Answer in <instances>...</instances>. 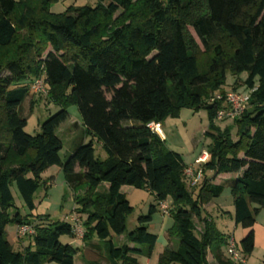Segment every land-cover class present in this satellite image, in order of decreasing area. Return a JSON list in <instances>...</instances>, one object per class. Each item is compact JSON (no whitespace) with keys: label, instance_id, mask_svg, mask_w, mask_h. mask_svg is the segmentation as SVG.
I'll use <instances>...</instances> for the list:
<instances>
[{"label":"trees","instance_id":"obj_1","mask_svg":"<svg viewBox=\"0 0 264 264\" xmlns=\"http://www.w3.org/2000/svg\"><path fill=\"white\" fill-rule=\"evenodd\" d=\"M40 1L35 13L28 0H0V264H75L78 253L91 258V264H142L140 258L151 256L157 239L147 227L157 206L150 205L124 235L125 243L116 246L112 238L126 232L132 211L123 185L147 188L157 201L171 197L174 224L167 232L178 238V247H166L157 264H208V247L218 264H233L221 252L225 236L212 220L201 218L202 205L228 184L234 221L246 230L239 242L245 259L255 244V215L264 208V0H107L104 5L97 0L62 12L50 8L57 0ZM188 26L205 49L203 65ZM220 33L234 43L227 61L221 44L213 42ZM229 71L245 72V90L256 88L233 119L235 139L213 122L204 131L212 142L203 177L192 189L182 155L147 125L178 115L182 107L205 106L214 120L221 102L208 100ZM40 74L49 87V102L59 109L40 123L39 133L29 134L18 108L29 94L24 81ZM71 103L91 139L62 161L56 131ZM129 120L140 124L123 125ZM93 139L101 143L105 160L95 157ZM53 165L61 168L72 191L89 187L86 195L74 196L76 211L85 215V251L60 241L62 235L75 237L70 221L33 220L17 210L8 215L11 186L32 210L34 193L51 181H44L42 173ZM224 173L236 176L213 182ZM195 217L204 224L199 234ZM8 222L32 224L33 245L14 250L6 237Z\"/></svg>","mask_w":264,"mask_h":264},{"label":"rangeland","instance_id":"obj_2","mask_svg":"<svg viewBox=\"0 0 264 264\" xmlns=\"http://www.w3.org/2000/svg\"><path fill=\"white\" fill-rule=\"evenodd\" d=\"M97 0H57L55 3H52L51 10L53 12H62L68 6H81L85 4L93 5ZM29 4L34 9L35 13H38L40 10V0H28ZM107 0H100L101 4H105ZM119 11L113 13L112 18H115L118 15ZM189 33L192 35L194 42L197 46V54L199 56L200 64L203 65V59L200 58L201 53L204 52V47L200 43L199 39L195 35L191 26L187 27ZM20 35L25 34V29L19 30ZM214 43H220L222 46V57L227 61V57L232 52L234 48V43L225 34L220 33L214 40ZM40 74L38 77L28 78L26 84L29 87V94L26 99L21 103L18 108L19 114L27 118V125L25 131L29 134L39 133L40 123L44 121L49 115L55 113L59 108L55 103L49 102L47 94L49 92V87L45 83V93L44 92H35L32 84L36 78L41 77ZM246 77V73L240 75H233L230 71L226 73L224 84L220 89L215 90V93H223L226 91H239L244 92L245 85L243 79ZM67 110L69 113L68 118L60 124L56 134L62 141V148L59 152L60 159L65 161L70 154L73 152L75 147L81 143V141H89L91 137H85L84 127L80 120V115L77 109V106L74 103L67 105ZM213 122V125L220 131L227 130L229 135L232 138H236L237 135V126L234 120H211L209 115V110L205 106L198 107H182L178 115H169L163 121L162 131L164 136L163 139L165 144L170 149L180 153L184 159L186 166L197 167L195 160L198 156L201 155L204 151H208V148L212 142L210 137L204 136V131L208 128L210 123ZM139 125L140 122L137 120L124 121L123 125ZM167 127V128H166ZM84 139V140H83ZM93 147L95 157L101 161L105 160L107 155L100 142L93 139ZM194 162V163H193ZM42 179L44 181H50L47 186L41 184L38 190L34 193L33 203L34 208L32 210L28 209L24 204L22 198L20 197L17 188L15 185L11 186V191L13 194V207L7 210L8 215L11 217L14 212L17 210L23 217H28L33 220L38 217H50L58 218L62 221H70L75 225H79L80 229L75 237L81 238V232L83 231L82 222L85 219V215L77 212L79 214L76 219L71 220L70 216L73 208H76L74 201V196L86 195L89 191L87 184H83L78 187L76 190L72 191L69 185L67 184L64 174L61 168L57 165L49 167L46 171L42 173ZM225 182L219 181L218 183ZM197 185V184H196ZM195 186H190V188H195ZM121 191L125 194L127 200L132 206V211L126 217V232L121 236H115L112 238L116 246L125 243L124 235L131 230L135 229L138 225V217L141 215H146L150 205L157 206L158 201L155 199L153 193H151L147 188H134L130 185H123ZM169 207H172L171 197L165 199ZM213 202L222 206V215L220 216V211L215 206L210 208V214L212 216V221L216 226L219 233L225 235L234 234V239L239 245L241 235L243 233V228L238 224L236 229H233V222L230 219L228 213L233 214V201L228 184H225L224 190L218 196L213 198ZM256 207V205L254 206ZM194 224L197 227L199 222L194 218ZM35 221L32 222L34 224ZM174 224V219L172 216L163 214L158 206L157 211L152 215V220L148 223V231L157 235V245L155 247V254L158 249L163 247V234L164 231L167 232ZM15 227L16 225L13 222H8L5 225V232L7 239L12 243L14 250H21L24 247L28 246L31 237L26 235L24 237H17L20 242L23 241V246H20V242L15 238ZM82 228V231H81ZM255 231H262L264 233V208H259L257 214L255 215ZM197 234V231H196ZM74 238H71L66 235L60 237L62 243H67L73 241ZM173 241L177 244L178 239L174 236ZM225 246V245H224ZM33 248V246H32ZM227 250V249H226ZM227 252V251H226ZM243 255V254H242ZM84 256V255H82ZM230 258V257H229ZM231 260V258H230ZM233 264H238L239 262L231 260ZM43 264H56L55 262H44ZM243 264H264V241H257L254 244V248L250 254L245 255V261Z\"/></svg>","mask_w":264,"mask_h":264},{"label":"built area","instance_id":"obj_3","mask_svg":"<svg viewBox=\"0 0 264 264\" xmlns=\"http://www.w3.org/2000/svg\"><path fill=\"white\" fill-rule=\"evenodd\" d=\"M32 87L35 92H44L45 93V81H44V74L41 75V77L36 78L33 81ZM256 87L248 88L244 92L239 91H226L223 93H215L208 102L210 104L214 102H221V105L217 107L216 113H215V120H226V119H235L239 117L245 108L248 105L250 94L255 90ZM152 132H155L158 134L161 138H163V131H162V125L158 122H150L147 125ZM208 159V153L204 152L203 156L196 160V164L198 165L196 168L194 166H186L183 169V173L185 178L188 180V184L190 186H195L198 184L202 177H203V168L202 164ZM200 165V166H199ZM159 210L167 215L169 212V205L166 202V200L158 201L157 204ZM76 219V217H72L71 220ZM72 223V222H71ZM74 233L77 234L79 231V225H75L72 223ZM82 231V228H81ZM34 233V227L32 224H21L16 225L15 228V234L17 237H24L26 235H33ZM83 231L81 232L82 237ZM227 244V255L234 261L244 263L245 259L243 257V253L239 246H237L235 239L233 236H228L226 240Z\"/></svg>","mask_w":264,"mask_h":264},{"label":"crops","instance_id":"obj_4","mask_svg":"<svg viewBox=\"0 0 264 264\" xmlns=\"http://www.w3.org/2000/svg\"><path fill=\"white\" fill-rule=\"evenodd\" d=\"M161 125L163 126V122L161 123ZM167 128V127H166ZM166 138V136H164V134H163V138ZM162 138V139H163ZM165 141H166V139H165ZM204 152H206V153H208L207 151H204ZM203 152V153H204ZM203 153H201V155L200 156H198L197 157V159L196 160H198V159H200L202 156H203ZM184 160V159H183ZM196 160H195V162H196ZM194 163V162H193ZM185 165H187V164H185ZM198 166V165H197ZM200 166V165H199ZM202 166V165H201ZM203 168V167H202ZM207 173V175L208 174H210V172H206ZM205 173V174H206ZM236 176V174H230V173H224V174H220V175H218L214 180H213V182L214 183H218L219 181H223V180H227V179H229L230 177H235ZM186 179V178H185ZM186 181L188 182V180L186 179ZM48 184V183H47ZM105 186H107L106 184H104ZM190 186V185H189ZM123 187V186H122ZM121 187V188H122ZM121 188H120V190H121ZM232 201H233V199H232ZM214 206L217 208V209H219V210H221L220 211V216L221 217H226L225 215L223 216L222 215V211H224L223 209H222V206L221 205H219V204H217V203H214L213 202V199L212 200H210L209 202H207V203H204L203 205H202V214H201V218H203V217H207V219L208 220H212L213 218H212V216H211V214H210V208H214ZM233 213H234V205H233ZM228 215H229V217H230V219L232 220V222H233V229H236L237 228V225L238 224H236L235 223V221H234V218H233V214H231V213H228ZM78 217L79 216V214L77 213V211H76V209L75 208H73V210H72V213H71V216H70V219L72 218V217ZM196 218V217H195ZM198 219V218H196L197 220H198V222L200 223L199 224V226L197 227V230H196V227H195V232L197 231V234H199V233H201V231L203 230V222H202V219ZM16 228V227H15ZM254 229V228H253ZM243 231V233H242V237H243V235L245 234V232H246V230H242ZM161 235H162V237H163V247H162V249L160 250V249H158V251L156 252V254H155V247H156V245H157V239H156V242H155V245H154V248H153V251H152V254H151V256L148 258V257H141L140 258V262L142 263V264H157V260H158V256H159V254L166 248V247H172V248H177L178 247V242H177V244L173 241V238H174V236H170L169 234H168V232H166V231H164L163 232V234L161 233ZM15 236V238H17V236H16V234L14 235ZM229 236H233L234 237V234L232 233L231 235H229ZM241 237V238H242ZM254 237H255V242H257V241H264V233H262V231H255L254 230ZM74 239H73V241H69V243H71L72 245H74V246H78V247H81L82 248V251H85V249L87 248V247H85V245H84V243H83V241H82V239L81 238H77V237H73ZM227 238H228V235H225V239L227 240ZM235 238V237H234ZM178 239V238H177ZM17 240L20 242V240L17 238ZM23 241L24 240H22L21 242H20V246H23ZM92 243L93 244H97V240L95 239V238H93V240H92ZM90 245V244H89ZM225 245V246H224ZM91 246V245H90ZM226 249H227V244H226V242H224L223 243V245L221 246V252H222V254H223V257L224 258H226V259H229L230 260V258H229V256L227 255V252H226ZM206 260H207V262H208V264H218V261H217V259H216V257L214 256V253H213V251L208 247L207 248V255H206ZM232 260V259H231ZM92 263V259L91 258H87L86 256H82L81 255V253H78L76 256H75V264H91Z\"/></svg>","mask_w":264,"mask_h":264},{"label":"water","instance_id":"obj_5","mask_svg":"<svg viewBox=\"0 0 264 264\" xmlns=\"http://www.w3.org/2000/svg\"><path fill=\"white\" fill-rule=\"evenodd\" d=\"M210 107V106H209Z\"/></svg>","mask_w":264,"mask_h":264}]
</instances>
